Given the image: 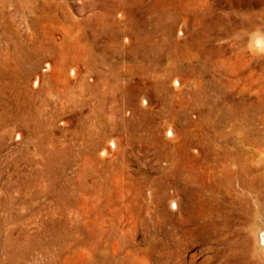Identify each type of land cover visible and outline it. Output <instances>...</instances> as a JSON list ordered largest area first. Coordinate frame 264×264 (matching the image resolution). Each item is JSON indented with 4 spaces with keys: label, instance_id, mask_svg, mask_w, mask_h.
I'll list each match as a JSON object with an SVG mask.
<instances>
[{
    "label": "rangeland",
    "instance_id": "1",
    "mask_svg": "<svg viewBox=\"0 0 264 264\" xmlns=\"http://www.w3.org/2000/svg\"><path fill=\"white\" fill-rule=\"evenodd\" d=\"M12 4L0 67L25 113L0 105V264H264V199L196 168L210 145L264 158V0ZM12 22L37 54L13 57Z\"/></svg>",
    "mask_w": 264,
    "mask_h": 264
},
{
    "label": "bare ground",
    "instance_id": "2",
    "mask_svg": "<svg viewBox=\"0 0 264 264\" xmlns=\"http://www.w3.org/2000/svg\"><path fill=\"white\" fill-rule=\"evenodd\" d=\"M8 1L13 2L12 5L15 7L13 9V11L18 10V11H22V12L25 11L26 12V10L29 9L30 6L35 7V8H37V6H39L36 4L32 6V1L36 3V0H6V2H8ZM3 2L5 3V1H3ZM5 4H7V3H5ZM9 22H11V20H9ZM12 25L14 26L13 22L11 24H8L7 27L11 30V36L8 39L10 41H13V46H14L13 57L16 60H19L22 58V56L26 52H27L26 55L28 58L31 57V54H37L43 46L41 41H36L31 45H26L23 41L18 40V38L20 37V30L17 29L16 26L13 27ZM254 40L256 41V43H257V41H259V44H261L262 42H264V37L261 34H257L255 36ZM68 43L70 44V42H68ZM8 70H6V68L0 67V105L3 107H6V105H9V107H7V109H9V110H5L2 117H1V119L3 120L4 123L8 120H12V121L13 120H19V121L21 120L22 121L23 120L22 115H24V113H25L24 110L21 109V104L16 100L17 98L15 99V97L18 94L20 96L19 91H18L19 93L15 94V97H12L10 95L9 96L6 95L7 94L6 88L10 87L9 85H12L13 89L15 88L14 86H16V84H14L11 81L9 82L7 80V78L9 77L8 76L9 75ZM14 74H16V71H14ZM15 76H17V75H15ZM19 77L21 78V74L19 75ZM193 94L195 97V101L201 102L202 100H204L203 99L204 91L202 88H196V90L193 92ZM18 99H20V98H18ZM144 101H142V102H144ZM30 103H31V101H30ZM227 109L230 112H232L233 116L236 118H240L248 112L246 110L247 108L245 110L239 109V110H241V111H239V110H236L235 106H232V107L227 108ZM35 115L36 114H33L32 117L35 118L37 116V115L36 116ZM21 125H26V124H21ZM216 149H219V148L211 147V145L208 147L207 146L204 147V152L206 153L207 157H206L204 162H201L199 164V166L196 167L197 171L200 172L201 177L203 175L204 177L206 176V177H209L210 179H213V181H214L213 182V184H214L213 188L217 191H220V192L225 191L226 195H230V194L234 195L236 193L235 182H238L242 187V192H243L242 194H243V198L245 201L244 203L243 202L238 203L241 206L247 207L246 206L247 204H245V203L247 202L246 200H248V197L246 195H248V194L250 195L251 192L255 193V196L257 198L264 199V158L260 159V162L256 163V162H254V155L253 154L247 155L245 153L246 151L243 149H233L229 146H225V148L220 149L219 152L215 151ZM215 152H217L216 157H213L212 154ZM210 155H212V157H208ZM186 167H191V164H189V165L185 164V168ZM199 172H197V173H199ZM213 184H211V185H213ZM168 195H170V194H168ZM257 201H259V200H257ZM177 202H178L177 199L174 198L171 200V205L173 204L172 206L177 207V205H178ZM248 203H249V201H248ZM232 204H234V203H232ZM240 205H237V207H240ZM230 206H231V204H230ZM260 225L253 224V226H251L249 228H251L250 230H251L252 236L254 238V243H255L254 246L256 245L257 250H261L262 252H264V227L262 228V227H260ZM252 236H251V238H252ZM256 260H257V258H256Z\"/></svg>",
    "mask_w": 264,
    "mask_h": 264
},
{
    "label": "clouds",
    "instance_id": "3",
    "mask_svg": "<svg viewBox=\"0 0 264 264\" xmlns=\"http://www.w3.org/2000/svg\"><path fill=\"white\" fill-rule=\"evenodd\" d=\"M257 44L259 45V41H257Z\"/></svg>",
    "mask_w": 264,
    "mask_h": 264
}]
</instances>
